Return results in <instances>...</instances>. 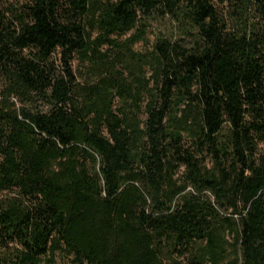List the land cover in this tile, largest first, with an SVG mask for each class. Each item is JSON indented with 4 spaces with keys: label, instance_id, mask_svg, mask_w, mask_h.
<instances>
[{
    "label": "trees",
    "instance_id": "obj_1",
    "mask_svg": "<svg viewBox=\"0 0 264 264\" xmlns=\"http://www.w3.org/2000/svg\"><path fill=\"white\" fill-rule=\"evenodd\" d=\"M0 264H264V0H0Z\"/></svg>",
    "mask_w": 264,
    "mask_h": 264
},
{
    "label": "rangeland",
    "instance_id": "obj_2",
    "mask_svg": "<svg viewBox=\"0 0 264 264\" xmlns=\"http://www.w3.org/2000/svg\"><path fill=\"white\" fill-rule=\"evenodd\" d=\"M150 38L153 39L155 36H163L166 38L172 37L177 38L179 33L178 29L168 21H158L151 24L150 27Z\"/></svg>",
    "mask_w": 264,
    "mask_h": 264
}]
</instances>
